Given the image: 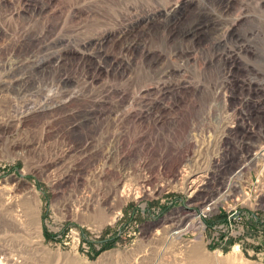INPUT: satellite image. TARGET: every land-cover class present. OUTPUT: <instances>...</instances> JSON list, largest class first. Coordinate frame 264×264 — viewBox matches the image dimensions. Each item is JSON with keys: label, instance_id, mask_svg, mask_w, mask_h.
<instances>
[{"label": "rangeland", "instance_id": "1", "mask_svg": "<svg viewBox=\"0 0 264 264\" xmlns=\"http://www.w3.org/2000/svg\"><path fill=\"white\" fill-rule=\"evenodd\" d=\"M77 1L0 0V84L7 75L25 77L31 90H6L0 118L21 110L27 100L36 105L22 109L32 111L23 132L9 133L11 127L0 126L2 262L195 264L181 246L199 244L204 264H264V222L250 218L248 209L239 222L226 221L225 209L200 217L198 197L190 202L180 173L184 165L192 174L204 169L217 142L237 151L251 127L240 126L238 136L230 131L239 120L232 113L242 110L259 125L258 116L264 115V24L249 18L238 27V34L252 46L259 76L239 73L228 83L220 66L213 64L203 75L211 93H177L171 109L155 110L161 121L127 117L121 122L114 117L118 106L113 100L93 114L91 97L102 85H84L83 62L72 52L79 44L78 24L103 22L109 10L90 6L78 14ZM28 3L35 11L19 14L17 10ZM116 3L121 2L113 0L112 5ZM248 3L250 13L259 9L257 0ZM243 4L236 1L231 12L239 15ZM191 12L185 15V27L196 17ZM124 37L113 38L105 50L120 57L128 42L139 38ZM62 75L71 78L70 85L62 86ZM249 82L260 84L259 89H245ZM81 87L86 90L83 96L74 97ZM69 89L73 93L57 104ZM126 106L124 112L129 110ZM67 151L73 157L72 167L65 171L62 163L55 164ZM139 192L144 196L136 197ZM171 218L184 219L188 228L183 241H158L162 234L157 232L162 233Z\"/></svg>", "mask_w": 264, "mask_h": 264}, {"label": "bare ground", "instance_id": "2", "mask_svg": "<svg viewBox=\"0 0 264 264\" xmlns=\"http://www.w3.org/2000/svg\"><path fill=\"white\" fill-rule=\"evenodd\" d=\"M236 1L239 0H120L121 3L112 5L113 0H78V6L76 4L78 14L84 13L85 8L90 6L108 8L109 11L106 13L110 14L103 22L89 24L90 26H86V23L84 25L81 21L76 28V34L74 33L79 44L74 46L72 52L77 54L83 62L84 85L89 89L98 85H102L103 88L91 97V101L94 102L93 114L99 111L98 106L105 107L110 100H113L118 106L115 107L114 117L121 122L127 117L138 122L148 117L161 121L162 117L154 114L155 110L158 108L171 109L175 104L173 96L177 93L193 91L195 94L201 90L211 91V85L205 82L203 75L213 64L220 66V72L228 83L232 82L230 78L239 77V73L259 76L260 73L256 71L252 63L253 57L250 55L252 46L238 34V27L242 21L249 18L264 24V0H257L259 9L253 14L247 8L251 0H243L244 10L239 15L231 12L232 5ZM29 3L17 12L24 15L30 12L29 10H34V6L31 7ZM193 10L196 17L185 27L183 25L185 15ZM127 35H138L139 38L133 39V36L126 46V53L122 56H114L105 50L106 45L113 38L119 40ZM240 60L245 64H242ZM39 69L42 71L41 68ZM7 76L0 84V105L4 92L9 91L11 87H18L20 94H25L30 90L25 77ZM62 77V86L64 83L70 85L71 78L63 75ZM227 82L224 81L223 84L228 86ZM253 85L254 83L249 82L245 89L252 90L260 86V84L259 86ZM84 90L82 87L79 88V93H74L76 94L74 97L83 96L86 91ZM72 93L70 89L64 91L61 99L56 103L63 104L62 99L69 97ZM122 104H128L127 112L126 110L124 112ZM21 107V110H15L14 113L5 114L0 118V126L13 129L9 133L23 132L24 125L32 112L23 110L34 109L36 105L27 100ZM84 116L88 118L89 114ZM70 154L68 151L65 152L55 166L58 164L60 166L62 163L61 167L68 171L72 167L71 158L73 156L71 157ZM186 168L187 166L184 165L180 173H184L182 178L184 189L189 193L190 202H194L202 194L206 185L205 168L199 167L198 171L195 170L193 174ZM189 175L190 177H187ZM124 180L127 182L128 179ZM142 196L144 194L141 192L136 194V197ZM170 220L171 223L164 228L162 233L157 232V235L162 234L158 235L157 240L166 239L167 243H171L176 239H182V233L188 228L184 219L171 218ZM185 246L187 244L181 246L184 248L182 250H185L183 252H188L189 258L195 264H204L206 258L200 251L199 244H194L192 247ZM0 264L6 263L0 259Z\"/></svg>", "mask_w": 264, "mask_h": 264}, {"label": "built area", "instance_id": "3", "mask_svg": "<svg viewBox=\"0 0 264 264\" xmlns=\"http://www.w3.org/2000/svg\"><path fill=\"white\" fill-rule=\"evenodd\" d=\"M232 114L239 120L230 131L238 136L240 126L251 128L241 137L236 152L228 143L217 142L207 156L206 185L198 197L199 216L207 218L225 209L226 221L232 223L239 222L248 209L250 218L264 222V115L258 116L259 125H253L244 111Z\"/></svg>", "mask_w": 264, "mask_h": 264}]
</instances>
